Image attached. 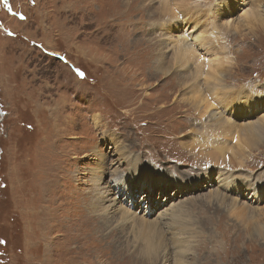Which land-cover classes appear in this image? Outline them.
<instances>
[{
	"label": "rangeland",
	"instance_id": "obj_1",
	"mask_svg": "<svg viewBox=\"0 0 264 264\" xmlns=\"http://www.w3.org/2000/svg\"><path fill=\"white\" fill-rule=\"evenodd\" d=\"M222 7L229 11L226 17L219 15ZM164 9L169 13L160 15ZM261 23L264 0H0V264H146L137 262L149 246L140 221L125 223L115 212L105 216L101 232L96 227L102 212L92 205L94 199L114 191L111 181L128 171L127 164L141 175L129 172V186L136 191L131 195L129 186L121 185V203L129 213L145 215V222L173 210L189 222L196 231L183 237L193 235L188 264H264V237L244 231L264 227L263 135L242 160L227 154L226 170L247 181L239 179L230 192L214 180L205 185L209 165L179 143H199L207 133L181 136L190 128L179 131L188 114L172 83L173 75L186 77L199 67L195 83L206 85L209 93L201 89L210 96L221 75L225 84L217 87L244 95L229 99L220 114L234 124L262 123ZM185 36L195 38V47ZM183 37L192 54L204 57L201 64L174 53L173 44ZM158 56L173 69L157 81L148 71ZM187 85L182 94L189 96L193 79ZM236 101L244 109L231 105ZM194 112L190 125L201 128L204 118ZM117 148L134 159L116 164ZM97 175L103 177L98 187L91 181ZM190 175H199L204 189L195 192ZM245 181H257L256 188ZM176 185L184 191L175 193ZM218 191L246 205L241 208L258 206V211L229 216L227 201L223 206L208 198L198 202ZM147 233L152 238L147 264H179L171 235Z\"/></svg>",
	"mask_w": 264,
	"mask_h": 264
},
{
	"label": "bare ground",
	"instance_id": "obj_2",
	"mask_svg": "<svg viewBox=\"0 0 264 264\" xmlns=\"http://www.w3.org/2000/svg\"><path fill=\"white\" fill-rule=\"evenodd\" d=\"M225 7H227V6H225ZM225 7H222L221 9L219 8L218 11L220 12L219 15H221V16L225 15V17H226V15H227V13H229V11L226 10ZM159 13L161 15V14H164V13L168 14L169 12L166 9H164L162 12H159ZM114 19H116V18H114ZM121 20L122 19H120V21ZM111 25H109V26H111ZM225 25H227V23H225ZM113 29H115L114 26H113ZM258 30H262L264 32V25H262V23L258 26ZM182 39H185V38L184 37L180 38V40H182ZM186 40L187 39H185V41H182V42H179L177 40V43L173 44L174 53L182 56L183 58H187L190 61H193L194 59L197 60V61H200V64H201L202 63L201 62V57L202 56H200V55L198 56V54H192V49L193 48L190 47V46H186V44H185L187 42ZM161 49H160V52H161ZM132 51H134V50H132ZM194 52H196V51H194ZM162 58L163 57H161V56H158L157 58H153L150 61V64H149L150 66H149V71L148 72H151L152 76H154L155 80L157 79V81L161 77H163V78L168 77L171 74V71L173 69V66H172V69L171 68L170 69L169 68H165L166 61H165L164 58L163 59ZM176 69H178V67H176ZM199 70H200V68L196 67L194 72L191 73V74L189 73L186 77H183L181 75V77L178 78L180 75L177 76V74L172 76L173 77V81H172L173 90L177 92L176 97H177L179 103L182 106H184V109H183L184 112L186 114H188V116L184 117L183 119L181 118L182 120H184L185 123H184V125H180L181 128L179 127L180 128L179 131L181 130V132H182L184 128H187V127L190 126V128H188V130H186L183 133H181V136L184 134L183 136L189 137V135L192 132L196 133V135L197 134L201 135V134L207 133V135L204 136V140L199 141V143L191 142L190 145L187 146L188 142H187V140H184V141H181L179 143V145H180V147L182 149H184L185 151L190 153L191 156L193 155L195 157V160H200L201 162L209 165V167H210L209 170L210 171L205 176L206 177L205 185L209 186V184L210 185L212 184V182H213L212 180H215V178L213 176L216 174V170H213L212 167L218 166V168H220V171L217 174V179H218V183L217 184H219L218 188L219 187L223 188V190L225 192H228L229 190L232 191V188L234 187V185L236 184V182L239 179H241L243 181L244 180L247 181L248 179L247 178H241L240 175H239V177L238 176H232V174H230L231 171L226 174L225 171L228 172V170H226V168H228V166L230 165V162H229V159H228L227 156L231 155V157H233V158H239L240 160H242L243 156L245 154L244 151L248 149V146L256 144L257 138H259L261 135H263V137H264V121L262 123H255V124H252V123L249 124L250 122H247V121L242 122V123L239 122V124H234L233 121L229 120L228 118L223 117L220 114V112H219V104H223L226 101V98H223V97H225V95L228 94L229 91L226 90L222 86L217 87L220 84V82L223 83V81H224V80H222V76L219 75L217 77L218 81L213 80L215 85L213 87V91L210 93V96H208L207 94L204 95V91L206 93H209L210 89H208V87H206V85L199 86L198 84L195 83V80L197 78L196 75H198ZM191 79H193V84L195 85V87L193 89H190L191 92L189 93V96L183 95L182 94V90H183V88H185L184 91L189 89L188 85L186 86V84ZM223 84H225V83H223ZM201 87L204 88V91L201 89ZM223 89L226 90V91H223ZM197 93H200V94H197ZM229 93H231V92H229ZM243 95H244V92L243 93L242 92H237V95L235 96L236 100H239V98L242 97ZM232 96H234V95L233 94H231V96L229 95V98H232ZM209 97H211V98H209ZM229 98H228V100H229ZM232 101H233V99H232ZM237 104H238V109H244L245 105H242L239 101H237ZM249 105L250 104H248L247 107H249ZM190 108H193V109H190ZM193 111H195L194 113L198 114V116H200L201 118H204V121H200L203 124L201 128H198L195 125L194 126L190 125L191 123L189 122V116L192 114ZM178 114H180V113H178ZM200 130H204V131H200ZM158 132H161V131H158ZM213 133H216L220 138H217L218 136H216ZM166 135H168L169 137L172 136V134H170V133H167ZM161 138H165L166 139L167 137L162 135ZM227 138H229V141H234V143H230L229 141H227L226 140ZM174 139H176V137H174L173 140ZM182 139H185V138L182 137ZM156 150H158L157 149V145L155 146V151ZM116 153H118V157H117L116 160H113V162L116 161V164H123L124 162H122V161H125L127 159H134V157L132 155H125L126 151L123 148H117ZM123 155H124V158H123ZM191 165H193V164H191ZM238 165L240 166L241 163H239ZM127 168H128V171L125 172L120 178H118V179L115 178V179H113L111 181V183L113 185V188H114V191L113 190H107L106 192L101 194V193L98 192L99 191L98 188L94 189V193L95 194L96 193L97 194H101V195H97L96 199H94V201L96 200L97 205L95 206L94 203L92 204L95 207V209H98V211L102 212L101 214H99L100 216L96 215V216H99V217H96L97 231L101 232V230H103L102 229L103 220H104L105 216L108 215L109 213H112V214L115 213V212L120 213L121 220H124L125 223L126 222L129 223V222H132V221H140L141 222L140 226L143 229L142 234L145 235L149 246H148V250H147L148 254H146L144 257H139L137 262L140 261V263H146L147 264L148 260H149V257L152 255L151 254L152 238L151 237L148 238V233L147 232H150L152 229H154L158 233V235L160 236L161 234L168 233V232H166L167 228H171L170 232L168 233L169 235H171L169 237V240L171 241V244H175L176 245L174 247V248H176L174 252H175V255L178 256L179 264H188L189 257L186 254V251H187V248L189 247V242H190V240H191V238L193 236L191 234H193V232L196 231L195 228L193 226H191V224L189 222H186V221L182 222L181 215L180 214L179 215H175L174 212H176V211H174V210H173L171 215H169V213L166 214V212L160 213V215L163 214L161 216V219L158 220V221H155V222H145L146 221V218L144 217L145 215H137L135 212L134 213H129L128 208L124 204H122L121 201H120L121 200L119 198L120 195L117 194L118 188H123V187L129 186V179H128L129 178V172L132 173L133 175H141V174H137L138 172H135V170L137 171V169H135V166H130L129 164H127ZM116 169H118V167ZM210 173L212 174L211 176H210ZM173 176H177V177H173ZM178 176L179 175L171 174L170 178L175 183H181V182L178 181V179H180ZM190 176H191V178L189 180H191V182L193 183V184H191V186L194 187V184L195 183L197 184L196 188H194L195 192H197L198 190L204 189V186L200 187L198 185L200 183V182L198 183L199 178H200L199 175L198 176L190 175ZM143 178H145L144 174H143ZM102 179H103V177H101L100 175H97L96 177H92L91 181H92L93 185L98 187V183L101 182ZM135 179H140V176H137ZM182 179H184V178H182ZM183 181H188V180L186 179V180H183ZM243 181L239 182V183H243ZM158 182L159 183H161V182L164 183V180L161 178V179L158 180ZM250 183L251 182L249 181L247 183L248 184L247 186H254L256 188L257 181L254 182L255 185H251ZM242 185L244 186L245 189L247 188L245 186V184H242ZM176 186L177 187L174 189V192L175 193L176 192H178V193L182 192L183 189L178 187V185H176ZM123 190H128V188L120 190V193ZM159 190L160 191H164L160 187H159ZM251 190H254V188L250 187L248 189V191H251ZM130 192H131V190H130ZM233 192L237 193V191L235 189H233ZM131 195H132V192H131ZM247 195L248 194L244 195V199L245 200H247V198H248ZM207 198L208 199H212L215 203L219 204V206H223L225 204V202L227 201L228 202V206H226V209H224V210L229 214V216H231L233 214H236V215L243 214L244 217H248V216H251L252 214H254L255 212L258 211V210H255V209H258V206H254L252 208H250V207L247 208L248 206L246 208H241V206H244L245 204L242 205V203L237 201L236 199L227 197L226 194L222 193L221 191L220 192L219 191L218 192H212V194H209L208 197L205 198V200H202V201L196 200V201H198L200 203H202V202L206 203V202H208L206 200ZM132 199H134V198L132 197ZM190 201H194V200L191 199ZM255 207H257V208H255ZM49 209H51V208H49ZM177 211H178V209H177ZM52 212H51V216H53L52 214H54ZM47 213H49V212L47 211ZM55 217H56V215L54 216V219L57 220ZM178 219L181 222L178 223ZM100 220H102V222H100ZM176 220H177V222H175ZM172 221H174V222H172ZM41 223H43V222H41ZM51 227H52V225H51ZM53 227L51 229H53ZM246 230L249 231V232L251 231V234H253V236L256 237V238L264 237V227L263 226L262 227L261 226L260 227H258V226L257 227H251L249 229L244 228L245 232H247ZM188 233H191L190 234L191 238L190 239L183 238L184 235L185 234L187 235ZM174 235H176V237H174ZM108 237H110V236H108ZM177 237H180V238L177 239ZM160 241H162V238H160ZM195 262H196V260H195ZM192 263H193V261H192ZM196 264H198V263H196Z\"/></svg>",
	"mask_w": 264,
	"mask_h": 264
},
{
	"label": "snow or ice",
	"instance_id": "obj_3",
	"mask_svg": "<svg viewBox=\"0 0 264 264\" xmlns=\"http://www.w3.org/2000/svg\"><path fill=\"white\" fill-rule=\"evenodd\" d=\"M201 59H204V57H201ZM79 75L83 76V73H78Z\"/></svg>",
	"mask_w": 264,
	"mask_h": 264
}]
</instances>
